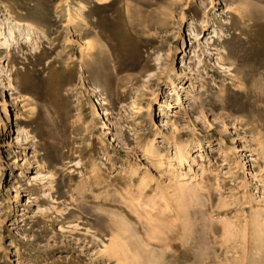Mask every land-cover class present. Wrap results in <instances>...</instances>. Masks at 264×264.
Masks as SVG:
<instances>
[{
	"label": "rangeland",
	"instance_id": "374dc122",
	"mask_svg": "<svg viewBox=\"0 0 264 264\" xmlns=\"http://www.w3.org/2000/svg\"><path fill=\"white\" fill-rule=\"evenodd\" d=\"M11 29L0 264H117L123 222L168 264H264V0H0Z\"/></svg>",
	"mask_w": 264,
	"mask_h": 264
},
{
	"label": "bare ground",
	"instance_id": "6f19581e",
	"mask_svg": "<svg viewBox=\"0 0 264 264\" xmlns=\"http://www.w3.org/2000/svg\"><path fill=\"white\" fill-rule=\"evenodd\" d=\"M94 1L97 4H99L101 2H104L105 0H94ZM12 30L13 29H11V31L9 32L8 37L6 39H4V38L2 39L1 38L2 35L0 34V52L1 51H5V54H6L5 56H8L9 49H10L11 45L16 44L15 43L16 37H15V34H14V32ZM25 32L27 33L26 34V37H28V35H29L28 30H25ZM18 33H19V31H17V34ZM28 41H29V39H28ZM3 63H4L3 61L0 62V65H1L0 66V70H2ZM183 66H184V64H183ZM4 114H5V117L3 119H1V121H0V131H4V129H6L8 126H11L13 122H16L17 121L16 113H14V112L8 113L4 109ZM180 154H179V157H178L179 160L181 158ZM190 188H192L193 189V192H194L196 190V188L199 189V185L198 184H191L190 185ZM184 192L187 194L186 189H185V191H183V193ZM183 196L184 195H182L181 193L178 194V203H179V207H181V211H183V210L185 211V206L186 205L184 204V201L185 202L187 201L186 198H184L185 200L183 199ZM189 201L190 200L188 199V201H187L188 204H189ZM188 207H189V205H188ZM188 207L186 209H188ZM186 212H187V210H186ZM185 215H187V213L186 214L184 213L183 214V217ZM181 218H182V216H181ZM184 219H187L186 216H185ZM122 221H124V220H122ZM120 223H122V222H120ZM124 223L125 222H123V224ZM119 225L120 226H122V225L121 224H118V228L120 230L117 228V223L115 224V226H116L115 227V231L116 230L117 231L115 232V234L112 235V237H111V239L109 241L108 246H106L107 255L111 259L116 260L117 264H168L165 261L167 255L164 252L157 253L155 251L157 249V247H159V246L150 245L149 243L148 244L147 243H143L142 241H140L138 239V237H137L138 235L137 234H134V232H133V234L131 232L132 235H128V233H127L128 231H125V230H127L126 228H128V227H126L127 223L124 224L125 225L124 227H126V228H120ZM123 229H125V230H123ZM187 230H189V229H187ZM147 235H148V238L151 239L152 241H155V240L158 239V233H153L152 232L151 234L150 233L149 234H146V237H147ZM164 242H166V240Z\"/></svg>",
	"mask_w": 264,
	"mask_h": 264
}]
</instances>
